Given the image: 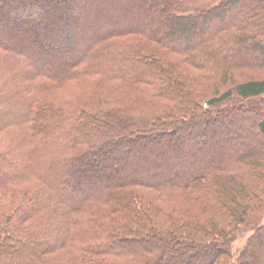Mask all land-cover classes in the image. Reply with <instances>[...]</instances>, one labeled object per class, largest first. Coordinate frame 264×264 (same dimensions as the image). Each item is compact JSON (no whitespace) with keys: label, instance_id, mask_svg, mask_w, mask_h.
Listing matches in <instances>:
<instances>
[{"label":"trees","instance_id":"obj_1","mask_svg":"<svg viewBox=\"0 0 264 264\" xmlns=\"http://www.w3.org/2000/svg\"><path fill=\"white\" fill-rule=\"evenodd\" d=\"M0 264H264V0H0Z\"/></svg>","mask_w":264,"mask_h":264},{"label":"rangeland","instance_id":"obj_2","mask_svg":"<svg viewBox=\"0 0 264 264\" xmlns=\"http://www.w3.org/2000/svg\"><path fill=\"white\" fill-rule=\"evenodd\" d=\"M18 24L19 23H17V25ZM13 111L17 112L18 108H15ZM251 233H252V230H250V229L245 230L235 239V241L233 243V249H234L235 253L238 251V249L240 247H242L247 242L248 237L251 235Z\"/></svg>","mask_w":264,"mask_h":264}]
</instances>
